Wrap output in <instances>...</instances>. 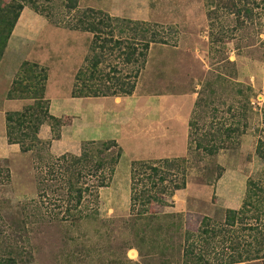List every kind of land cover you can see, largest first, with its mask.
I'll use <instances>...</instances> for the list:
<instances>
[{
	"label": "rangeland",
	"instance_id": "374dc122",
	"mask_svg": "<svg viewBox=\"0 0 264 264\" xmlns=\"http://www.w3.org/2000/svg\"><path fill=\"white\" fill-rule=\"evenodd\" d=\"M13 1L17 0H0V4L5 6ZM35 1L37 12L24 6L3 50L0 91L6 87L4 79L9 91L22 62L36 63L47 70L45 99L51 115V104L59 105L61 97L70 94L73 76L88 55L91 39L88 33L71 31L66 26H71L84 10H99L113 17L148 22L164 34L167 43L150 47L136 86H145L149 93L174 95V108H180L181 113L187 105L186 136L182 147L177 146L179 138L162 140L149 151L154 152L153 158L134 160L124 157L114 133L110 139L105 132V139L93 142H115L121 149V158L106 186L95 192L94 176H82L78 183L73 180L74 187L83 183L82 188L88 187L91 192L84 196L82 207L69 211L75 215L62 224L52 220L33 223L35 218L31 216L38 208L36 218L50 211L58 213L59 218L63 216L65 206L60 204L63 206L56 208L53 203L64 198L49 190L43 194V187L37 184L42 177L45 188L52 184V189L63 186L66 175H59V164L51 161L47 166L34 152L19 151L15 156L0 158V171L6 166L9 174L5 184L4 173L0 172V258L12 259L15 264H70V257L75 258L74 264H181L186 234L195 238L204 217L214 227L222 225L225 210L237 211L242 205L247 183L257 184L264 178V160L255 154L258 140H264L263 0H233L237 8L244 5L251 9L248 16L241 12L238 21L236 14L218 8L226 0H75L76 8L72 11H68L66 0ZM119 68L126 71L123 66ZM79 99L72 117L59 118L57 140L62 129L70 135L71 124L77 119L83 121L84 127L80 125L78 130L85 135L86 128H97L96 120L110 117L109 109L91 101L100 97ZM84 99L88 101H81ZM16 101L19 107L13 111L31 103ZM42 126H47L52 136L50 124ZM196 142L219 149L210 154L208 149L197 147ZM158 160L178 162L187 173L185 188L165 197L163 205L149 206L152 218L133 217L143 207L138 202L132 204V186L138 193L149 185L147 180H137L143 176L131 181V163ZM52 165L54 170L48 174ZM215 165L223 171L217 181L209 184L207 177L214 172ZM166 170L169 176L163 186H169L176 175L175 168ZM76 212L89 218L72 224V217H78ZM243 217L236 220L234 227L216 231L215 236L198 234L200 243L196 247L203 250L207 264H225L229 256L239 252L243 258L250 255L255 259L237 264H264V258H260L264 254V239L260 241L264 237V218L255 221ZM249 226L257 228L249 230ZM135 228L145 231L143 241L133 234ZM130 246L141 250L135 261L126 254Z\"/></svg>",
	"mask_w": 264,
	"mask_h": 264
},
{
	"label": "trees",
	"instance_id": "16d2710c",
	"mask_svg": "<svg viewBox=\"0 0 264 264\" xmlns=\"http://www.w3.org/2000/svg\"><path fill=\"white\" fill-rule=\"evenodd\" d=\"M66 1L68 11L75 10L76 1ZM220 1L218 0V2ZM24 6H30L36 12L38 10L35 0H17L5 6L0 4V59L11 35V31ZM218 8L228 9V12L236 14L237 17L235 20L237 21L239 20L238 16L241 12L247 16L251 14L250 8L244 5L237 8L236 2H233V0L223 1L222 4H218ZM66 28L71 31H79L91 35L88 45V55L84 58L83 65L77 69L73 76V84L70 92L72 98L130 96L135 89L140 72L146 64L150 47L167 43L164 34L157 31L148 22L113 17L99 10L87 9L82 11L75 18L74 23L71 26L68 24ZM118 66L125 67L126 71L124 72ZM46 82V68L40 67L33 62L24 61L21 63L12 80L6 98L8 100H29L31 103L20 111L5 113V137L9 145L15 144L19 146L21 154L34 152L39 156V160H45L44 163L47 166L50 165L51 161L59 164L57 166L58 170L61 171L59 175H66V178L64 177L62 180L63 186L52 189L51 186L54 185L52 184L47 185L45 188L42 177H39L37 184L38 187H43L40 189L43 194L49 190L51 193H59L64 198L58 200V204L53 203L56 208L60 204L65 206L63 216L59 218L58 213L50 211L48 214L45 213L46 216L39 214V217L36 218V214H38L40 208L31 216L35 218L33 223L52 220L62 224L69 220L67 217L70 218V216L75 215L70 214L69 211H76L77 206L82 207L84 196L89 195V192H91L88 187L82 188L83 183L77 187H74V183H78V179L82 176L91 175L96 180V184L92 185V189H95L94 192L99 188L105 187L106 182L114 172L115 165L121 158L122 152L120 147L113 141H86L81 144L79 156L63 154L60 157H52L49 152V147L52 140L59 138V128L57 126L60 124L59 118H55L49 114L48 100L45 99ZM43 124H50L52 130V136L48 141H41L38 138L39 128ZM55 127L57 131H55ZM195 145L204 150L208 149L210 154L219 149L218 146L207 148L206 146H201L198 142ZM41 152L45 153V155L42 156ZM255 154L264 160L263 139L258 140ZM177 163L168 160L150 162L134 161L131 163V181L133 182L135 177L139 178V176H143L142 179L137 180L139 182L147 180L149 185L147 190L143 189L137 193L134 188L135 185L133 184L131 189L132 204L134 205L138 202L139 206L143 208L140 210L138 208L137 213L131 216L152 218L154 214H148L149 206L163 205L165 197H171L175 191L185 188L187 173L185 170H181ZM54 166L52 165L49 168L48 174L53 172ZM168 167L175 168V180H171L168 183L169 186H163V183L169 176V172L166 170ZM2 169L0 172L4 173L3 181L5 184H8V168L3 166ZM213 169L215 174L214 172H210L207 177V183L209 184L217 181L223 171L219 165H215ZM73 180H75L74 183ZM246 187L244 201L239 210H225L226 217L223 220V224H220L218 227H214L209 218L204 217L200 223L198 234L215 236L216 231H224L223 229L226 226L234 227L237 224L236 220L240 221L243 217L242 215H244L243 219H254L255 221L264 218V178L257 184L252 181L248 182ZM152 190L154 192L150 193ZM73 202L75 205L72 206L71 203ZM151 202L154 203L151 204ZM248 212L251 214L245 216ZM76 216L78 217H72L70 223L74 224L76 221L89 218L86 215L81 216V212H78V214L76 212ZM25 217L26 219L29 218L27 215ZM44 217H47V219ZM165 217L169 218L167 215ZM150 227L147 229H150ZM256 228L249 226L247 229L256 230ZM143 232L145 231L136 229L133 234L143 241L145 239ZM198 234L195 235V238L194 235L186 234L181 264H207L204 259L203 250L197 249L196 247V243L200 240ZM262 239H264L263 236L260 241ZM236 247L239 246L236 245ZM135 248L138 250V255H141L139 247L135 246ZM232 249L236 250V248ZM260 258H264V254ZM68 259L70 260V264L75 263L72 262L75 258L70 257ZM254 259V257L250 258V255H245L243 258L242 252H239L229 256L225 264H237ZM0 264L15 263L12 259L0 258Z\"/></svg>",
	"mask_w": 264,
	"mask_h": 264
},
{
	"label": "crops",
	"instance_id": "0c3cea01",
	"mask_svg": "<svg viewBox=\"0 0 264 264\" xmlns=\"http://www.w3.org/2000/svg\"><path fill=\"white\" fill-rule=\"evenodd\" d=\"M3 62L2 60V64ZM4 80L6 87L0 91V158H9L19 152V146L15 144L9 145L6 142L5 113L9 111L14 112L13 110H16L19 104L17 103L18 101L8 100L5 97L8 92V81ZM144 87L143 85L136 86L133 94L130 96L100 97L101 99L91 100L94 103H101L103 109H109L110 117L107 120L104 118L96 120L94 124L98 125L97 128H94L95 126L86 128L84 131L85 135H82L81 131L78 130L80 125L84 127L83 121L81 119L73 121L71 124L73 129L70 131V135L68 131L64 133V129H62L60 139L51 141L50 153L52 155L70 153L77 156L82 142L105 139L103 138L105 132L109 133V136L106 138L112 139L113 133L118 137L117 140L120 142L124 157L128 159L153 158L154 152L149 151L152 147H156L155 144L159 145L162 140L166 142L169 139L179 138L180 142L179 144L177 143V146L182 147V142L185 139L184 136H186L184 134L186 132L184 129V125L186 124H184V118L188 115L186 111L188 110V106L186 105L185 111L181 113L179 112L180 108H174V95L149 93ZM57 88H60V86H57ZM63 89L65 90L64 85ZM47 93L48 89L46 86ZM78 100L80 99L72 98L70 94L62 96L59 105L51 104L53 112L51 115L62 119L70 117L72 110L76 108V104H79ZM81 101L88 100L84 99ZM103 111L105 113V110ZM112 121L116 122H113L115 132H112ZM162 124L164 125L162 126ZM155 128L157 130L156 133ZM38 137L42 140H49L51 138L50 129L47 126H42ZM125 151L128 152L127 155ZM125 251L128 257H131L129 258L130 260L135 261L138 259V250L134 246L127 247ZM131 253H134V256H129Z\"/></svg>",
	"mask_w": 264,
	"mask_h": 264
},
{
	"label": "bare ground",
	"instance_id": "6f19581e",
	"mask_svg": "<svg viewBox=\"0 0 264 264\" xmlns=\"http://www.w3.org/2000/svg\"><path fill=\"white\" fill-rule=\"evenodd\" d=\"M132 256H134V253H131Z\"/></svg>",
	"mask_w": 264,
	"mask_h": 264
}]
</instances>
